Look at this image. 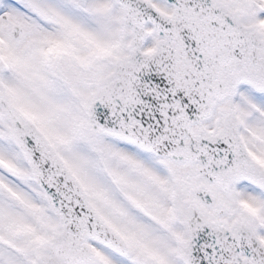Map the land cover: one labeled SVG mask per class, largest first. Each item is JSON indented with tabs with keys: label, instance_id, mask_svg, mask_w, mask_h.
Returning a JSON list of instances; mask_svg holds the SVG:
<instances>
[{
	"label": "snow or ice",
	"instance_id": "obj_1",
	"mask_svg": "<svg viewBox=\"0 0 264 264\" xmlns=\"http://www.w3.org/2000/svg\"><path fill=\"white\" fill-rule=\"evenodd\" d=\"M0 264H264V0H0Z\"/></svg>",
	"mask_w": 264,
	"mask_h": 264
}]
</instances>
